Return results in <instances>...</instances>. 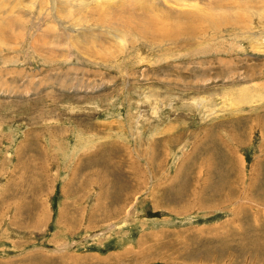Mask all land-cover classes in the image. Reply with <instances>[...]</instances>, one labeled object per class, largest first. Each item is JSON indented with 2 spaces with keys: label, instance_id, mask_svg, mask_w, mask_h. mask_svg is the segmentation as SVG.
Wrapping results in <instances>:
<instances>
[{
  "label": "rangeland",
  "instance_id": "rangeland-1",
  "mask_svg": "<svg viewBox=\"0 0 264 264\" xmlns=\"http://www.w3.org/2000/svg\"><path fill=\"white\" fill-rule=\"evenodd\" d=\"M70 1L0 0V264H264V0Z\"/></svg>",
  "mask_w": 264,
  "mask_h": 264
},
{
  "label": "bare ground",
  "instance_id": "bare-ground-1",
  "mask_svg": "<svg viewBox=\"0 0 264 264\" xmlns=\"http://www.w3.org/2000/svg\"><path fill=\"white\" fill-rule=\"evenodd\" d=\"M86 1V0H85ZM88 2L86 3V4H90V5H92V3H95L96 5H98V6H100V7H102V8H104V9H107L108 7H110V5L108 6V4H113V5H115V7L116 8H118V7H128L129 8V11H130V4H134L135 6H136V8H134V7H132L131 8V11L133 12V10H134V12L135 11H141L142 12V14H145L146 16L147 15H149V14H151V15H153L154 13H156V12H160V11H163L164 9H160L162 6H165V4H168L170 7L171 6H174L173 4H176V7H177V4H182V5H184V6H188L187 4H190V3H192V2H194L195 0H87ZM65 3H70L71 4V1L70 0H64V2H61L60 3V5H65ZM151 4V5H149V4ZM51 4H52V6H53V8H55V6H57V3H54V1H52L51 2ZM79 4H81L80 5V7H82V1L80 0L79 1ZM76 5V4H75ZM69 6V5H68ZM181 6V5H180ZM179 6V7H180ZM77 7V6H76ZM84 7V6H83ZM91 7V6H90ZM95 7V6H94ZM64 9V8H63ZM80 9V8H79ZM84 9V8H83ZM103 9V10H104ZM111 9H113V8H111ZM75 10V9H74ZM80 11H81V9H80ZM67 13V12H66ZM103 13V12H102ZM147 13V14H146ZM100 14V13H99ZM104 14H108V13H106V12H104ZM103 14V15H104ZM113 14H116V16H119L120 18H118V19H114V18H112L111 19V22H112V24H111V28H113V27H115V32H112V31H108V32H106V34L107 35H109L111 38H113L114 40H119V41H124V39L126 38V31H124V22L125 21H127V20H125V21H123V16L122 15H118V11L116 12V10H114L113 11ZM103 15L102 16H99V18H98V23H101V21H102V18H104L103 17ZM124 15V14H123ZM61 17V16H60ZM67 17V16H66ZM141 18V17H140ZM148 18H149V16L147 17V19L145 18H141L139 21V26H141L142 27V29L144 28V27H146V25H148L149 23H148ZM86 19V18H85ZM137 20V19H136ZM2 21V20H1ZM141 21H145V22H141ZM97 22V21H96ZM149 22H151V21H149ZM86 23V22H85ZM32 24H36V23H32ZM102 24V23H101ZM100 24V25H101ZM83 25V24H82ZM84 26V25H83ZM103 26V25H102ZM101 26V27H102ZM152 25H151V23L149 24V26H147L148 27V30L149 31H147L145 28V30L143 31V35L144 36H146V37H148L149 36V34L151 33L150 31H152V28H150ZM78 27V26H77ZM87 28V27H86ZM86 28H77L76 30H74L75 32L77 31V33L75 34V37H78V38H80V37H82V39H80V40H84V38H85V36L86 35H82V33H84V32H86V33H88V30L86 29ZM100 28V27H99ZM176 28V27H175ZM101 29V28H100ZM135 29V28H134ZM179 29V28H178ZM193 29V28H192ZM92 30H94V31H99L97 28L95 29H92ZM104 30V29H103ZM141 30V29H140ZM139 30V31H140ZM156 30H158V29H156ZM180 30H181V28H180ZM67 31V30H66ZM73 31V32H74ZM179 31V30H178ZM189 31H190V29H189ZM65 32V31H64ZM137 32V31H136ZM141 32V31H140ZM156 32V31H155ZM175 32V31H174ZM180 32V31H179ZM179 32H177V33H179ZM85 33V34H86ZM135 33V32H134ZM138 33V32H137ZM168 32H167V30H164V32H161V35H163L161 38L162 39H167L168 37H169V34H167ZM136 34V33H135ZM175 34H176V32H175ZM180 34V33H179ZM182 34V33H181ZM181 34H180V36H181ZM89 35H91V33L89 32ZM171 35H173V32L172 33H170V36ZM43 36V35H42ZM108 36V37H109ZM154 36H155V34H154ZM175 37V36H174ZM141 38V37H140ZM145 38V37H144ZM90 40V39H89ZM113 41V40H112ZM115 43V42H114ZM123 43V42H122ZM121 43V44H122ZM263 43V42H262ZM120 44V43H119ZM125 45V44H124ZM256 46V45H255ZM262 49V48H261ZM149 52V51H148ZM260 52V51H259ZM229 107V106H228Z\"/></svg>",
  "mask_w": 264,
  "mask_h": 264
}]
</instances>
